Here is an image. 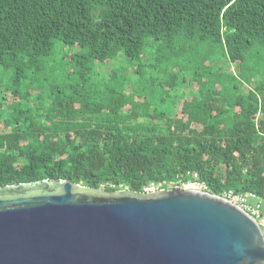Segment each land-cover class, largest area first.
<instances>
[{
  "label": "trees",
  "instance_id": "trees-1",
  "mask_svg": "<svg viewBox=\"0 0 264 264\" xmlns=\"http://www.w3.org/2000/svg\"><path fill=\"white\" fill-rule=\"evenodd\" d=\"M57 43L84 51L80 73L67 97H44L36 81L9 93L28 109L8 119L0 113V187L67 180L139 194L151 182L198 172L216 194L254 192L264 203V87L230 97L221 83L243 85L231 65L264 44V0H0V67L38 76ZM120 55L147 59L159 75L140 66L136 76L149 72L167 93L189 84V94L167 112L128 83L92 98L89 64Z\"/></svg>",
  "mask_w": 264,
  "mask_h": 264
},
{
  "label": "water",
  "instance_id": "water-1",
  "mask_svg": "<svg viewBox=\"0 0 264 264\" xmlns=\"http://www.w3.org/2000/svg\"><path fill=\"white\" fill-rule=\"evenodd\" d=\"M0 264H264V232L213 194L44 180L0 187Z\"/></svg>",
  "mask_w": 264,
  "mask_h": 264
},
{
  "label": "rangeland",
  "instance_id": "rangeland-1",
  "mask_svg": "<svg viewBox=\"0 0 264 264\" xmlns=\"http://www.w3.org/2000/svg\"><path fill=\"white\" fill-rule=\"evenodd\" d=\"M150 46V45H149ZM152 47V46H150ZM154 47V46H153ZM154 48L150 49V56L154 54ZM206 47L204 48V51ZM207 51V50H206ZM221 49L217 48L214 52L217 59H221L220 54ZM84 55V51L78 47L64 45L57 43L51 55L46 57L43 61V68L41 73L37 76L34 69L23 67L22 69L6 68L0 67V113H3L2 119L11 118L15 111L27 110L28 103L23 102L22 104L13 103L15 97L10 95L12 92H22L26 91V88H34L32 86L33 82H40L43 86V96L48 97L51 94L56 95V92H61L60 96L67 97L69 92L67 88L75 84L76 76L80 73L79 60H81ZM185 57L188 54H183ZM148 58V59H149ZM66 59V60H65ZM186 61V58L184 59ZM242 66L231 65L234 74L239 78L243 85L239 86L238 83L234 82L231 78L224 79L222 86H231V90L226 91L225 95L230 97H240L249 95L248 88L253 89L254 87H264V44H256L251 49H249L242 59ZM184 64L181 61L182 66ZM91 73L86 75V86L85 91H92L93 97H101L103 93H107V90L117 89L119 86L127 84L132 89L137 91V96H144L151 105V108L157 111H169L171 105L174 101H179L189 94V89L187 88L189 84H180L179 88L175 91L167 93L162 90L159 85L154 84L151 79L149 72L145 77L135 75L136 68L142 66L144 69L150 70L148 68V60H129L123 55H120L115 60H110L106 63L91 62ZM22 72V78L17 81V74ZM115 76V80L112 81L111 76ZM153 78H158L159 75L152 73ZM163 79V77L161 76ZM251 85H254L252 87ZM251 86V87H250ZM56 88L55 92H52V88ZM188 89V90H187ZM34 96L37 94L34 90ZM31 97V102L34 99ZM6 99H5V98ZM103 97V96H102ZM142 98V97H141ZM12 107V108H11ZM264 223V203L262 208ZM263 232L264 227L262 226Z\"/></svg>",
  "mask_w": 264,
  "mask_h": 264
},
{
  "label": "built area",
  "instance_id": "built-area-1",
  "mask_svg": "<svg viewBox=\"0 0 264 264\" xmlns=\"http://www.w3.org/2000/svg\"><path fill=\"white\" fill-rule=\"evenodd\" d=\"M175 188L204 192L225 199L245 211L260 225L261 228L262 226L264 227V223L261 222L263 219V202L256 193L236 192L233 189H229L223 191L221 194H216L212 191L206 181L201 180L198 172H188L187 177L178 175L174 180L164 179L151 182L144 187L143 192L141 193L158 192Z\"/></svg>",
  "mask_w": 264,
  "mask_h": 264
}]
</instances>
